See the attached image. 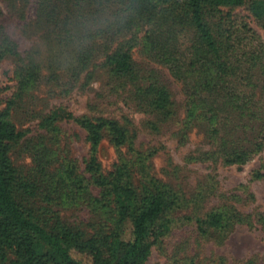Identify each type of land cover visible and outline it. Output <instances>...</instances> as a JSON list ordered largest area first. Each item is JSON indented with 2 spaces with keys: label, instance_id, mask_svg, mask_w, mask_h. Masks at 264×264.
Returning a JSON list of instances; mask_svg holds the SVG:
<instances>
[{
  "label": "trees",
  "instance_id": "1",
  "mask_svg": "<svg viewBox=\"0 0 264 264\" xmlns=\"http://www.w3.org/2000/svg\"><path fill=\"white\" fill-rule=\"evenodd\" d=\"M1 1L10 16L28 20L32 0ZM35 6L33 24L49 43L52 81L62 82L63 70L80 78L100 62L127 106L162 122L171 120L177 116L173 94L160 71L134 58L140 49L184 85L187 118L217 125L221 120V130L231 124L252 132L251 147L233 145L225 154L228 162L264 147V45L233 14L245 9L262 21L264 0H37ZM99 20L106 23L93 26ZM18 49L0 26V63L8 55L22 56ZM42 68L34 56L22 59L20 96L37 85ZM14 106L15 99L0 110V264H146L170 232L167 215L179 200L163 184L146 180L136 185L123 164L104 172L98 155L105 134L115 148L127 146L126 125L54 110L40 118L39 128L55 136L60 122L81 127L90 145L84 171L73 160L61 162L45 136L29 139L33 162L26 167L13 160V152L28 140L13 119ZM91 186L99 190L98 197ZM96 204H102L100 210L107 205L112 220L82 224L61 215L66 207ZM197 223L206 233L224 229L227 218L212 211Z\"/></svg>",
  "mask_w": 264,
  "mask_h": 264
},
{
  "label": "rangeland",
  "instance_id": "2",
  "mask_svg": "<svg viewBox=\"0 0 264 264\" xmlns=\"http://www.w3.org/2000/svg\"><path fill=\"white\" fill-rule=\"evenodd\" d=\"M36 1L32 0L28 20L21 22L7 13L0 0L5 11L0 26L18 44L22 55H8L0 63V110L6 101L15 99L13 119L28 138L23 148L13 152L15 164L31 167L29 150L33 143L28 141L45 136L61 162L73 160L84 171L90 145L81 127L73 121L60 122L55 136L39 128L40 118L54 110L63 108L75 117L117 120L129 129L131 140L127 146L115 148L105 134L98 155L104 172L123 164L136 185L146 180L163 184L179 200L167 215L170 232L153 248L146 264H264V147L240 161L228 162L225 157L233 145L250 148L252 132L237 131L231 124L221 130V120L217 125L207 119L187 118L184 85L168 67L151 61L140 49L134 52V58L160 71L173 94L177 116L171 120L162 122L153 114L127 106L116 93V81L100 62L80 78H72L63 70L62 82L52 81L46 58L50 56L49 43L33 24ZM233 14L244 20L264 45V20H255L245 9ZM30 55L43 64L41 77L34 88L20 96L18 75L22 59ZM91 194L98 197L99 190L91 186ZM101 207L60 209L70 222L86 224L112 217L107 205L103 210ZM212 211L225 214L226 227L202 233L197 220Z\"/></svg>",
  "mask_w": 264,
  "mask_h": 264
},
{
  "label": "clouds",
  "instance_id": "3",
  "mask_svg": "<svg viewBox=\"0 0 264 264\" xmlns=\"http://www.w3.org/2000/svg\"><path fill=\"white\" fill-rule=\"evenodd\" d=\"M105 23H106L105 21H103V20H99V21H97L93 26H95V27H99V26H103ZM85 24H86V25H88V24H92V22H91V21H87V22H85Z\"/></svg>",
  "mask_w": 264,
  "mask_h": 264
}]
</instances>
